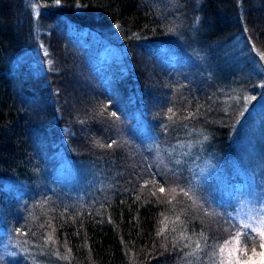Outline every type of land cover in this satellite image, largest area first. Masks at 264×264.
<instances>
[{
  "label": "trees",
  "instance_id": "16d2710c",
  "mask_svg": "<svg viewBox=\"0 0 264 264\" xmlns=\"http://www.w3.org/2000/svg\"><path fill=\"white\" fill-rule=\"evenodd\" d=\"M39 2L35 18L26 0H0V228L22 243L9 264L213 259L236 228L171 184L139 128L157 145L200 129L225 152L260 95L245 59L247 48L264 57V0ZM61 146L103 178L92 205L58 190Z\"/></svg>",
  "mask_w": 264,
  "mask_h": 264
},
{
  "label": "rangeland",
  "instance_id": "374dc122",
  "mask_svg": "<svg viewBox=\"0 0 264 264\" xmlns=\"http://www.w3.org/2000/svg\"><path fill=\"white\" fill-rule=\"evenodd\" d=\"M26 4L31 7L33 16L37 18L42 7L39 0H26ZM88 34L94 37L98 35V31H89ZM247 50L245 60L250 61L255 71L252 74L260 76L258 80L255 79V86L258 87L255 90L259 91L260 95L244 103L247 114L243 118L240 131L231 135L230 143L222 155L213 151V156L207 147V134L200 129L195 130L192 136L157 145L153 134L139 128L143 141L145 140L148 146L154 144L155 152L152 158L163 175L172 178L171 184L180 182L181 186H185L193 202L201 205L203 211L210 214L220 227L224 226L225 219L233 224L235 232L231 235L230 231L225 230L228 236L224 241H231L237 233L251 232L253 227L264 228V57L253 48ZM32 52L35 58L39 59V50ZM241 61L244 62V58ZM60 149L62 151L55 155L57 163L54 165L59 174L58 190L73 195L65 200L67 203L92 205L95 200L93 196L102 188L103 178L98 175L93 164L61 158L62 146ZM179 171L184 173L181 179ZM57 202L58 199H55L52 204ZM246 223L250 225L248 229L243 227ZM6 232L0 228V262L3 264H9L15 253L22 248L20 242L16 243L18 245L12 244ZM244 237H241L243 242L246 239ZM219 246L210 250L209 255L212 257L213 252L217 253L211 260L196 256L199 258L198 264H220ZM253 247L257 249L255 260L258 262V237L253 245L247 244V255H243L241 259L247 260L252 255ZM195 250L196 248L193 252Z\"/></svg>",
  "mask_w": 264,
  "mask_h": 264
},
{
  "label": "snow or ice",
  "instance_id": "6c2138e0",
  "mask_svg": "<svg viewBox=\"0 0 264 264\" xmlns=\"http://www.w3.org/2000/svg\"><path fill=\"white\" fill-rule=\"evenodd\" d=\"M55 2L57 5H59L61 0H55ZM168 111L169 113H173V110L171 108L168 109ZM111 115L113 117H117V114L115 112L111 113ZM114 143L115 141L108 144L107 147L111 148ZM101 147H104V145H101ZM172 191L175 192L176 189L173 188ZM180 191L183 193V195L188 196V193L184 191L183 189H180ZM159 192L164 193L165 188L160 187ZM177 219H179V217H177ZM243 227L245 229H248L250 225L246 223ZM164 230H165L164 228H161L160 231L157 233V235L158 236L162 235L164 233ZM252 233H255L256 235L253 236ZM242 236H247L248 239L253 241V243H255V240L258 237L259 249H260L258 253V255L260 256V260L258 262L255 260V256L257 255L256 247L252 248V255L249 256L247 260L241 259L243 255H247V244L246 242L242 241L241 239ZM185 238H186L185 234L181 233L180 239L184 240ZM47 241H51L52 243H55V240L52 234H49L47 236ZM229 245H232V246L230 247ZM184 246L188 247L187 244H185ZM200 248H201V244L197 242L196 250H199ZM216 255L217 253L213 252V257H216ZM219 255H220V264H264V228L253 227L251 229V232L237 233V235L234 236L231 241L226 240L221 246H219Z\"/></svg>",
  "mask_w": 264,
  "mask_h": 264
}]
</instances>
